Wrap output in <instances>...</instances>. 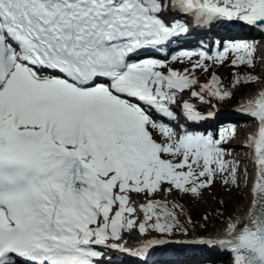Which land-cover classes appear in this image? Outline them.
Here are the masks:
<instances>
[{
  "label": "snow or ice",
  "instance_id": "6c2138e0",
  "mask_svg": "<svg viewBox=\"0 0 264 264\" xmlns=\"http://www.w3.org/2000/svg\"><path fill=\"white\" fill-rule=\"evenodd\" d=\"M183 17L264 34V0H0V264H101L105 249L138 258L194 231L181 201L216 185L246 190L243 216L221 213V233L183 242L264 264V88L237 109L255 125L251 168L229 158L235 125L178 133L152 116L175 120L185 92L213 108L234 98L260 83L264 57L233 39L180 51L172 60L191 67L173 69L153 57L189 31ZM182 110L193 124L214 115L189 100Z\"/></svg>",
  "mask_w": 264,
  "mask_h": 264
},
{
  "label": "bare ground",
  "instance_id": "6f19581e",
  "mask_svg": "<svg viewBox=\"0 0 264 264\" xmlns=\"http://www.w3.org/2000/svg\"><path fill=\"white\" fill-rule=\"evenodd\" d=\"M189 22L191 23L190 19H189ZM230 27H233L234 29H232ZM249 32L250 33L255 32V34L259 35L258 31L250 30L249 28L243 26L242 23L233 24V25H229L226 23H224V24L216 23L214 25L205 26L203 28H193L192 31L188 32L191 35L187 36V38L190 40V43H192L193 46H197L198 44L204 45L207 47H208V45H213L214 47L218 48L220 46L222 47L224 45V43H226V39H228L229 37H231L233 39H239V38H243L246 34H249ZM183 37L184 36L181 35L179 38L174 39L169 45H172L173 42H177V41L181 40ZM203 39L204 40L208 39V42L202 41ZM261 54L264 55V45L262 46V49L258 52V56H262ZM262 57H264V56H262ZM259 64L261 65L262 69L264 70V62H260ZM261 88H264V81L261 85H259V87L250 91L248 96L251 95L255 90H259ZM215 105L219 109H224V110H228V111L232 110V109H229V107H233V106H224L223 107V106H220L218 104H215ZM239 105H240V102L237 105V109L239 108ZM197 110L202 111V109H197ZM173 111L175 112L176 116H178V114H179V118H178L179 125L183 126V123H184V125H185L184 129H187V130H195V131H201V132H212V133L216 134V133H218L220 128L223 126H228V125L238 126V124L242 125V127H238L236 137L230 142V144L227 145V147L232 150V157H229V158L234 157L235 159H237L239 161H243L244 163H241V165H240L242 170L247 165H249V168H251V162L249 159L248 150L244 147V143H245L247 135L249 133L255 131V125L253 122H249L246 119L238 116V117L232 119L233 120L232 122H229V120L222 122V119L212 118L211 120L201 121L199 124H193L192 122L185 120L183 113L180 112L179 109L173 108ZM243 127H244V129H243ZM197 128H199V130ZM245 132H247V135H246L245 139H243V141H241L240 138ZM157 139H161V137L158 135ZM214 187H217V188L221 187L226 195H229L232 198L237 199V201L239 203H241V204H239V214L238 215L243 216L244 209L246 208V196L244 195V192L246 190L241 188L240 190H233V191L229 192L220 185H216ZM211 194H212V192L211 193L205 192L204 197L207 200H210ZM222 230H223V227L220 229H217L212 234L213 235L219 234L222 232ZM195 231L200 236L210 234V233L205 234V232H202L200 234L197 230H194L193 232H195ZM181 235L182 234H178L176 237H179ZM189 237H191V236H189ZM129 241H134V240H129ZM180 244H182L183 247L179 246V248H174L173 250L164 251V252L159 250L158 251L159 254H157V250H153L152 254L155 256L153 262H148V261H144L142 259L136 258V257H131V256H129L125 253H121L119 251L116 252L118 254L114 257V261L116 262V264H118V262L121 264H141V262H143V264H189L190 262H193L194 260L201 258V257L207 258L210 256H214L217 259L220 258L219 257V255H220L219 251L209 249L205 246L200 245L201 247H195V246H193L195 244L184 243V242H181ZM222 255H225V254H222ZM108 260H109V258H103L101 263H104Z\"/></svg>",
  "mask_w": 264,
  "mask_h": 264
},
{
  "label": "rangeland",
  "instance_id": "374dc122",
  "mask_svg": "<svg viewBox=\"0 0 264 264\" xmlns=\"http://www.w3.org/2000/svg\"><path fill=\"white\" fill-rule=\"evenodd\" d=\"M239 39H243V38H239ZM262 45H263V43H260L258 45V52L262 49ZM257 56H258V53H257ZM262 56H264V55H262ZM262 56H258V57H262ZM194 59H195V57H194ZM260 62L261 61H258L257 68L255 69V72H254V73H256V75H258L262 78L260 83L253 84V85L249 86L246 90H243V91L241 89L237 90L236 91V100H235V104L233 105V107H236L239 104L241 97L246 98L250 91L259 87V85H261L263 83V81H264V70L262 69L261 65L259 64ZM167 63L173 69H178V70H183L186 67H191V65L187 61L180 62V61L172 60V61H168ZM218 69L222 75L226 76L228 74V71L231 68L226 67V66H222V67H219ZM195 75L198 78L200 83H205L209 79L208 75L204 74L203 72H201L199 70H197ZM189 95H190V92H185L183 94L180 102L176 106L181 107L183 101L187 100ZM229 108H231V107H229ZM206 110H207V108L204 109V111H206ZM244 119H246L249 122H252V119L249 117H245ZM235 127H236V130L238 131V127H242V125L238 124V126H235ZM243 129H244V127H243ZM246 135H247V132H245L241 136L242 139L240 138V140L243 141V139H245ZM157 137H158V135L156 136V138ZM247 167L249 168V165H247ZM217 195L223 196L228 201V203L230 204V208H227V210L226 209L220 210L218 208V199L216 198ZM183 201L188 203V204H191L194 207H196L197 209L201 210L211 220L212 226H210L208 229L207 228H201L200 224H199L197 231L200 234L202 232H205V234H209V233L212 234L217 229L222 228L223 227V217L220 214L223 213L225 217L229 216V215H238L239 214V204H241L237 201V199L232 198L229 195H226L221 187L220 188H217V187L213 188L210 200H207L205 197H203V199L200 201H189V200H183ZM191 235H192V232H190L189 236H191ZM219 257L220 258H218L219 259L218 262H212L211 264H229V257L227 255H222L220 253Z\"/></svg>",
  "mask_w": 264,
  "mask_h": 264
},
{
  "label": "trees",
  "instance_id": "16d2710c",
  "mask_svg": "<svg viewBox=\"0 0 264 264\" xmlns=\"http://www.w3.org/2000/svg\"><path fill=\"white\" fill-rule=\"evenodd\" d=\"M241 71H248V69H241ZM216 72L221 77V79L224 81V83L226 85L230 84L231 79H232V75H231L232 69H230L228 71V74L226 76L222 75L221 72L219 71V69H216ZM254 74L256 75V73H254ZM247 88L248 87L241 88V90L243 91V90H246ZM187 100H189L191 103L195 104L197 106V109L203 110V109H205L206 106H210V104L209 105L200 104L199 101L196 100L195 98H192L191 95H189V98ZM235 100H236V93H235L234 98L229 99L226 102L214 101L213 103H216V104L223 106V107L224 106H233L235 104ZM216 198L218 199V208L220 210H224V209L227 210V208H230V204L228 203V201L223 196L217 195ZM221 200L223 201V204L219 203V201H221ZM181 202L185 205L189 214L191 215L192 220L196 223V229L195 230H197L199 227V224L204 223V221L202 220V217L205 216V214L201 210L194 207L193 205L188 204L184 201H181ZM210 226H212V222L210 219H208L206 228L208 229Z\"/></svg>",
  "mask_w": 264,
  "mask_h": 264
}]
</instances>
